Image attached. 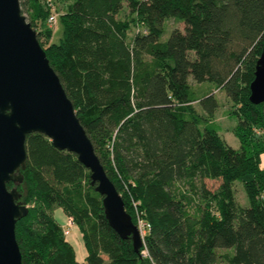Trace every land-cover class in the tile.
I'll use <instances>...</instances> for the list:
<instances>
[{
	"label": "trees",
	"instance_id": "trees-1",
	"mask_svg": "<svg viewBox=\"0 0 264 264\" xmlns=\"http://www.w3.org/2000/svg\"><path fill=\"white\" fill-rule=\"evenodd\" d=\"M53 2L58 13L18 0L37 37H49L50 16L60 19L59 42H38L124 211L147 227L135 252L105 221L89 172L34 132L16 188L29 206L14 227L21 264H78L54 208L77 228L83 264H264V101L247 98L264 45V0ZM170 19L183 29L167 30ZM215 90L231 101L236 149L213 121ZM206 181L219 183L210 190Z\"/></svg>",
	"mask_w": 264,
	"mask_h": 264
},
{
	"label": "water",
	"instance_id": "water-1",
	"mask_svg": "<svg viewBox=\"0 0 264 264\" xmlns=\"http://www.w3.org/2000/svg\"><path fill=\"white\" fill-rule=\"evenodd\" d=\"M248 90L251 104L264 101V45ZM34 132L46 136L56 150L73 154L89 172V184L102 198L105 221L137 252L142 246L137 228L105 175L36 31L20 12L18 0H0V264H21L14 227L28 210L16 188L25 169V137Z\"/></svg>",
	"mask_w": 264,
	"mask_h": 264
},
{
	"label": "rangeland",
	"instance_id": "rangeland-1",
	"mask_svg": "<svg viewBox=\"0 0 264 264\" xmlns=\"http://www.w3.org/2000/svg\"><path fill=\"white\" fill-rule=\"evenodd\" d=\"M40 2H42V4L44 5V7H48L51 6L50 8H54V11L56 13H58V11H56V8L59 7V3L58 2H53V0H40ZM21 11V10H20ZM126 10L122 9L117 15L118 17H122L124 15V12ZM22 14L23 16L27 17V14L25 12L24 9H22ZM27 21V19H26ZM45 26L46 27H50V35L47 39H44V37L42 35H40L39 37H37V40H40L41 42H44V45H50V44H54V43H58L60 38H61V34H62V24L60 19L56 16L54 23L51 25H48V23H46L45 21ZM172 28H177L179 30L183 29V25L182 23L179 22H175L173 20H168L167 21V26L166 29H172ZM40 27L37 25L36 26V30L35 31H39ZM170 31H164L163 34L160 37L161 41H164ZM191 81V80H190ZM191 84L193 86L194 83L191 82ZM212 94L216 97V101H217V107L215 109V111L213 112V121L217 124L218 126V130H219V134L221 135V137L224 139V141L227 143V145L233 149H236L238 147V141L236 139V137L233 135L232 133V127L235 125L236 123V118L231 115L226 113L228 110L231 109V101L224 95L223 92H220L219 90H215L212 92ZM193 106L195 108L196 111L201 112L199 106L197 105V103H193ZM256 133H259L258 130H254ZM261 168H264V156H262L261 159V164H260ZM218 181H206V188L210 189V190H214L217 186H218ZM233 190H234V198L235 201L241 206V207H246L247 206V200L244 196L243 190L241 188V185L237 182H234L233 185ZM27 209L29 208L28 205L25 206ZM52 216L54 218V220L56 221L57 224L60 225L61 227V231L63 234V230L65 231V229H68V234L64 235L63 237L65 238V240L67 242H69L70 239H72L74 241V239L70 236L73 233V229L75 231V226L72 224L69 227L66 226V220L69 219L67 217L64 216V214L61 212L60 209L58 208H54L52 210ZM138 217L136 216V225L138 224L137 222ZM72 222V221H71ZM78 234V233H77ZM79 235V234H78ZM76 237V236H75ZM81 240V237H80ZM75 242H80L79 240L75 241ZM143 254L144 251H142Z\"/></svg>",
	"mask_w": 264,
	"mask_h": 264
},
{
	"label": "crops",
	"instance_id": "crops-1",
	"mask_svg": "<svg viewBox=\"0 0 264 264\" xmlns=\"http://www.w3.org/2000/svg\"><path fill=\"white\" fill-rule=\"evenodd\" d=\"M77 233L79 234L77 228H75V231L73 229V233L70 236L72 238L74 237L75 239L73 238L74 241L72 239H70L68 243L71 245V247H72V249L74 251L75 261L78 264H83V261H84V258L86 256V254H85V250L83 248V244H82V242L80 240V234L78 235ZM76 240L77 241L79 240L80 242H75Z\"/></svg>",
	"mask_w": 264,
	"mask_h": 264
},
{
	"label": "built area",
	"instance_id": "built-area-1",
	"mask_svg": "<svg viewBox=\"0 0 264 264\" xmlns=\"http://www.w3.org/2000/svg\"><path fill=\"white\" fill-rule=\"evenodd\" d=\"M47 23H48V25H51V24H53L54 23V17L53 16H50L49 18H48V20H47ZM138 217V216H137ZM139 219V218H138ZM138 222V224L137 225H135L136 226V228H137V231H138V233H139V236H140V238H141V240H142V237H143V235H144V232H145V228L147 227L140 219L139 220H137ZM70 225H72V222H71V220L70 219H67L66 220V226L67 227H69ZM63 234L64 235H67L68 234V229H65V231L63 230ZM143 253V252H142Z\"/></svg>",
	"mask_w": 264,
	"mask_h": 264
}]
</instances>
